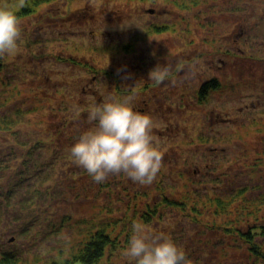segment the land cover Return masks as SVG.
Instances as JSON below:
<instances>
[{"label":"rangeland","instance_id":"374dc122","mask_svg":"<svg viewBox=\"0 0 264 264\" xmlns=\"http://www.w3.org/2000/svg\"><path fill=\"white\" fill-rule=\"evenodd\" d=\"M26 4L32 9L18 18V50L0 56V112H20L14 127L25 130L21 136L46 141L35 155L41 151L39 168L47 167L14 184L21 149L20 160L11 155L2 168L0 194L12 195V207L0 213V250L23 254L25 264H45L109 224L121 246L104 261L132 264L121 255L128 217L170 235L203 264L246 259L247 251L231 245L239 229L256 221L254 205L264 189L236 198L232 192L264 179V0H0L14 11ZM166 62L180 71L157 85L149 72ZM212 76L220 89L199 93L198 84ZM116 86L121 96L134 95V109L153 120L163 161L150 185L123 173L96 183L70 154L94 126L88 109L120 96ZM13 144L0 142L1 157ZM37 191L55 196L38 208L30 204ZM219 193L229 204L214 214L210 201ZM163 197L187 203L158 209L162 218L146 222L147 205ZM198 199L201 213L191 209ZM14 212H23L24 220L10 222Z\"/></svg>","mask_w":264,"mask_h":264},{"label":"clouds","instance_id":"9594fccd","mask_svg":"<svg viewBox=\"0 0 264 264\" xmlns=\"http://www.w3.org/2000/svg\"><path fill=\"white\" fill-rule=\"evenodd\" d=\"M21 22L7 6H0V56L13 55L21 39ZM174 71L167 62L149 72L157 85L168 81ZM134 95H109L88 109L93 127L83 131L70 148L73 162L83 167L94 182L109 175L125 174L134 182L150 185L162 167L163 154L153 134L150 115L134 109ZM121 255L132 264H191L186 253L163 231L134 222L128 245Z\"/></svg>","mask_w":264,"mask_h":264},{"label":"trees","instance_id":"16d2710c","mask_svg":"<svg viewBox=\"0 0 264 264\" xmlns=\"http://www.w3.org/2000/svg\"><path fill=\"white\" fill-rule=\"evenodd\" d=\"M33 2V1H32ZM35 3V2H34ZM9 8V7H8ZM11 9V8H10ZM32 7L30 5L22 6L20 10H12L18 18L24 17ZM1 59H0V66H1ZM204 78L203 81L200 83V92L201 94H211L212 92L217 91V89H220L221 86V81L215 76L210 77L209 79ZM116 91L117 94L121 96V93H123L122 88L120 86H116ZM22 115L20 112H16L15 116H10L7 114H3L0 112V132L1 133H6L4 135L0 134V142L1 143H15L16 146H12L11 150L9 151L10 153L7 155V157H1L0 155V172L2 168L9 167V162L11 159V155H14V159L16 161H19L20 158L16 155H19V150H23L22 155H21V164L16 165L13 170L14 174V184L21 185L26 179L28 180H33L35 177H37L39 174H42L43 170L47 166H43L42 168H39L40 162H38L37 155L41 152H38V154L35 155V150L38 149L39 147H43L42 144L46 141L44 140H34L29 138V133H26V137L21 136L22 132L25 131L23 129L18 128L15 129L14 125L18 124L17 118ZM22 130V131H21ZM31 142V145H28V143ZM40 148V149H41ZM2 147H0L1 151ZM1 154V153H0ZM32 155V156H31ZM11 156V157H10ZM4 160V161H3ZM48 164H53V161ZM259 168L256 167L255 170ZM264 179H260L258 182H256V185L254 187L248 186V180L245 181L246 186L241 185L239 188L235 189V191L232 192V196L236 198L237 196L244 197L246 196L245 194L248 192L247 190H258V189H264V185L262 182ZM205 183V181H204ZM203 183V184H204ZM16 186V185H15ZM227 186H230L229 184ZM248 187V188H247ZM37 195V198L32 199V203L30 204H36L38 205V208L41 207L39 201H45L48 200L50 196L53 197L55 194L49 193L48 191L42 192V191H37L35 193ZM224 194V193H223ZM5 196L0 194V213L2 214V211L5 208H11V203L10 200L12 198V195H10L8 192L4 194ZM29 199L25 200L28 201ZM258 199H253V201H256ZM259 203L255 204V214L256 216V221H253L252 224L249 222L247 227H243L238 230V233L236 234V239L237 241L235 244L231 245L237 248H243V250L247 251V258H240L235 259L232 258L230 259L229 262H217L216 264H264V196L262 199H259ZM20 203L21 205L24 203ZM187 202H182L176 199H169L168 197H163L160 198L155 204L150 206L149 204L147 205V208H145V214H143V217L146 222H151V220L155 219L156 216L160 220L163 215H160L161 213H158L160 211L167 207V208H177L181 209L186 206ZM199 199L195 201L193 204L192 208L194 211L197 213H201V208L199 207ZM214 204V214H218L219 212H224V210L227 208V200L221 196V193H219L218 196H216V199H212L210 201V204ZM29 203H25V207H30ZM229 204V203H228ZM48 205V204H46ZM22 211V209H20ZM11 214V213H10ZM14 217H10L12 223L18 222L21 220H24L25 216L22 217L21 215L23 212L13 213ZM126 220L125 223V233H126V240L129 241L130 236L132 234V218L125 217ZM193 219V218H191ZM249 220V219H248ZM52 221V220H50ZM194 222V220H192ZM29 225V224H28ZM20 226H23V230L25 231L26 228L28 229V226L21 224ZM59 227H62V225L59 223ZM55 227L56 229L58 228ZM109 224L104 225L100 224L98 226V229L95 231L90 232V237L88 240L83 242L79 249L77 250H72L70 251L68 255H64L63 258L59 257L58 258H51L48 261L45 262V264H113L112 261L105 262L104 258L106 256L112 257L120 248V239L121 237L117 235L114 231H109ZM234 228L228 227L227 232L233 233ZM24 255L12 251V250H5L2 251L0 250V264H25L24 262ZM191 257L194 258V251L191 253ZM189 259V258H188ZM191 264H203L200 260H192L189 259Z\"/></svg>","mask_w":264,"mask_h":264},{"label":"flooded vegetation","instance_id":"af4514ba","mask_svg":"<svg viewBox=\"0 0 264 264\" xmlns=\"http://www.w3.org/2000/svg\"><path fill=\"white\" fill-rule=\"evenodd\" d=\"M207 79H209V78H207ZM207 79H205V80H207ZM202 81H203V79H202ZM202 81H201V82H202ZM201 82H200V83H201ZM198 86H199V88L197 89V91H199V93H200V84H198ZM198 86H197V87H198ZM199 93H197V94H199ZM148 98H149V97H147V99H148ZM147 99H143V100L145 101L146 104H148Z\"/></svg>","mask_w":264,"mask_h":264}]
</instances>
